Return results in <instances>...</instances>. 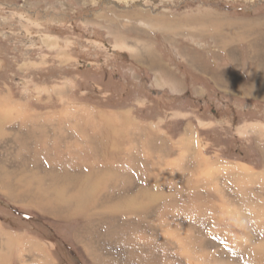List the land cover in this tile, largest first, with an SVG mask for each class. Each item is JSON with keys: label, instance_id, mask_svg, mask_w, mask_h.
<instances>
[{"label": "rangeland", "instance_id": "1", "mask_svg": "<svg viewBox=\"0 0 264 264\" xmlns=\"http://www.w3.org/2000/svg\"><path fill=\"white\" fill-rule=\"evenodd\" d=\"M263 247L264 0H0V264Z\"/></svg>", "mask_w": 264, "mask_h": 264}, {"label": "trees", "instance_id": "2", "mask_svg": "<svg viewBox=\"0 0 264 264\" xmlns=\"http://www.w3.org/2000/svg\"><path fill=\"white\" fill-rule=\"evenodd\" d=\"M7 209H8L9 215L6 219H8L9 223L13 224V226L27 224L28 226H31L30 230H32L33 232H36L38 227H40L39 228L40 231L45 230V232H50V229L49 228L47 229L46 225H43L45 223H38V225L33 224L34 223V220L32 219L33 217L30 214L23 212L24 211L23 209L15 210V209H12L10 206L7 207ZM32 225L33 226L36 225V227L33 228ZM71 258L75 259L74 260L75 264H81L79 261L80 258L77 257V255L73 251H71Z\"/></svg>", "mask_w": 264, "mask_h": 264}, {"label": "bare ground", "instance_id": "3", "mask_svg": "<svg viewBox=\"0 0 264 264\" xmlns=\"http://www.w3.org/2000/svg\"><path fill=\"white\" fill-rule=\"evenodd\" d=\"M261 249H263V250H264V247H263V248H261ZM253 254H255V256H256V255L260 254V252H259L258 254H257L256 252H255V253L253 252ZM255 256H254V257H255Z\"/></svg>", "mask_w": 264, "mask_h": 264}]
</instances>
